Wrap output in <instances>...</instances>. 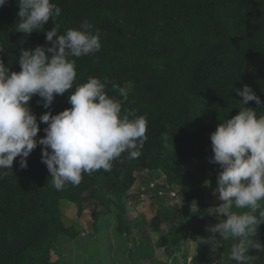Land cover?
<instances>
[{"label":"trees","instance_id":"obj_1","mask_svg":"<svg viewBox=\"0 0 264 264\" xmlns=\"http://www.w3.org/2000/svg\"><path fill=\"white\" fill-rule=\"evenodd\" d=\"M62 9L55 23L61 33L79 28L88 21L98 31L101 50L76 59L75 85L89 77L109 81L108 94L119 96L113 85L125 87V111L132 110L148 121L147 141L139 158L123 153L113 161L111 171L98 170L84 175L77 185L67 184L57 191L47 167L41 161L38 145L21 169L14 160L13 173L0 178V264H61L49 254L58 237L75 238L78 232L66 226L60 216L59 201L68 200L81 216L92 207L93 225L99 209L109 210L127 196L135 184V170L160 171L163 186L183 187L176 206L174 235L191 238L197 245L192 264H225L222 247L230 254L233 241L208 242L213 224L205 198L208 173L220 172L212 156L210 133L217 124L238 114L242 98L235 88L249 85L264 105V0H54ZM16 0L0 7V60L12 71H20L19 50L45 44L42 32L24 37L15 32ZM52 22L45 24L50 30ZM74 85V86H75ZM68 93L55 97L50 109L30 101L39 122L45 111L57 114L70 107ZM246 107L257 108L254 101ZM264 113V106L256 109ZM155 191V187L149 189ZM195 202L196 208L193 205ZM193 205V206H192ZM127 211L118 208V230L123 233ZM170 207L160 205L151 218L152 230L159 232L168 220ZM258 239L264 245V223ZM168 238L159 237V246ZM252 264H264V252ZM229 264H236L232 261Z\"/></svg>","mask_w":264,"mask_h":264},{"label":"clouds","instance_id":"obj_2","mask_svg":"<svg viewBox=\"0 0 264 264\" xmlns=\"http://www.w3.org/2000/svg\"><path fill=\"white\" fill-rule=\"evenodd\" d=\"M7 2L0 0V7ZM16 4L15 32L24 37L42 32L46 42L20 48L18 72L0 60V178L13 173L17 158L19 167L27 168V158L38 145L57 191L67 184L79 185L85 174L111 171L113 161L123 153L128 159L139 158L148 139V121L123 109L127 89L113 85L119 96H110L109 81L98 77L75 85V58L101 50L99 32L85 20L79 28L61 33L55 21L62 9L54 0H16ZM49 21L53 26L45 30ZM233 92L242 98L238 114L218 123L210 133L209 162L220 168L213 194H219L221 203L209 208L210 215L219 219L206 230L218 234L208 238L212 247L231 240L230 260L252 264L258 257L249 252H264L258 239L259 225L264 223V113L256 111L264 105L249 85ZM65 93L70 107L40 115L39 122L47 127L45 135L37 138L40 127L30 101L39 97L37 104L50 109L55 97ZM250 101L259 107H246ZM204 184L209 186L210 181Z\"/></svg>","mask_w":264,"mask_h":264},{"label":"rangeland","instance_id":"obj_3","mask_svg":"<svg viewBox=\"0 0 264 264\" xmlns=\"http://www.w3.org/2000/svg\"><path fill=\"white\" fill-rule=\"evenodd\" d=\"M214 181L213 173L209 172L207 181V210L221 201L219 194L214 193L217 187V176ZM135 184L127 196L114 203L109 210L99 209L98 222L92 223V207L86 208L81 216L76 213L73 203L60 200V216L66 226H71L78 232L75 238L58 237L50 249V260L61 264H192L191 259L197 255V245L191 239H179L174 235L173 220L177 214L176 206L183 197V187L163 186L164 176L160 171L135 170ZM205 180V181H206ZM154 183L155 191L147 189ZM171 192L174 195H171ZM143 193V194H141ZM127 211L124 232L117 226L116 214L121 205ZM170 207L168 220L156 232L150 226L151 218L160 205ZM211 214V213H210ZM213 224L219 217L213 216ZM168 238L166 246H159V237ZM220 244L217 246L219 247ZM228 247H222V260L225 264L232 262L229 258Z\"/></svg>","mask_w":264,"mask_h":264},{"label":"built area","instance_id":"obj_4","mask_svg":"<svg viewBox=\"0 0 264 264\" xmlns=\"http://www.w3.org/2000/svg\"><path fill=\"white\" fill-rule=\"evenodd\" d=\"M154 187H155V185H154V183L152 182V183L149 184V186L147 187V189H152V188H154ZM141 194H143V193H141ZM171 195L173 196L174 193L171 192Z\"/></svg>","mask_w":264,"mask_h":264}]
</instances>
